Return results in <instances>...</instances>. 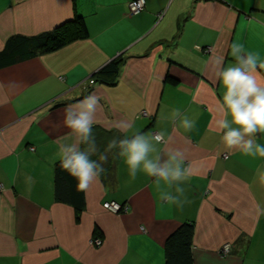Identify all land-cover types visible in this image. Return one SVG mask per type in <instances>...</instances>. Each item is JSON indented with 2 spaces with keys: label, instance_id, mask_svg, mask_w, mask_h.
<instances>
[{
  "label": "crops",
  "instance_id": "1",
  "mask_svg": "<svg viewBox=\"0 0 264 264\" xmlns=\"http://www.w3.org/2000/svg\"><path fill=\"white\" fill-rule=\"evenodd\" d=\"M129 1L0 0V52L13 36L44 34L76 15L88 31L0 67V264H164L165 240L185 222L193 223V264L200 255L207 264H264V157L225 148L215 129L223 93L216 60L234 63L233 41L264 60V0H145L135 15ZM112 59L116 80L95 81ZM257 74L264 82V69ZM89 93L100 99L92 158L112 132L121 137L123 122L163 131L158 148L182 151L190 173L182 207L162 202L153 178L133 180L114 152L80 211L55 199L53 167L70 134L62 111ZM185 117L196 121L190 133L180 127ZM105 201L127 210L113 213ZM96 237L101 245H90Z\"/></svg>",
  "mask_w": 264,
  "mask_h": 264
},
{
  "label": "clouds",
  "instance_id": "2",
  "mask_svg": "<svg viewBox=\"0 0 264 264\" xmlns=\"http://www.w3.org/2000/svg\"><path fill=\"white\" fill-rule=\"evenodd\" d=\"M228 55L234 63L225 65L223 56L216 60L217 79L223 87L216 132L225 148L239 149L245 156L264 157V143L258 142L257 136L264 135V82L257 74L258 68L264 69V60L236 41L229 44ZM99 102L97 95L89 93L62 111L61 125L70 134L59 145L60 167L75 179L77 189L86 191L97 182L106 171L104 165L109 153L114 152L133 180L139 173L153 178L161 201L182 207L184 188L181 185L189 179L190 173L182 151L163 152L158 148L166 142L163 131L144 133L134 123L123 122L117 126L121 138L110 139L102 154L97 159L92 158L100 152L93 131ZM176 114L178 112L173 113ZM180 127L190 133L196 121L185 117ZM173 186L175 194L166 190ZM257 212L264 214V207L258 205ZM197 264H207V257L198 256Z\"/></svg>",
  "mask_w": 264,
  "mask_h": 264
},
{
  "label": "trees",
  "instance_id": "3",
  "mask_svg": "<svg viewBox=\"0 0 264 264\" xmlns=\"http://www.w3.org/2000/svg\"><path fill=\"white\" fill-rule=\"evenodd\" d=\"M88 31L82 17L61 24L52 31L37 36H13L0 52V67L12 64L20 59H28L39 54L55 51L76 40L86 39ZM119 72V60L112 59L101 67L93 78L97 82L113 83ZM171 83H174V81ZM114 138H121L112 132ZM54 197L57 201L72 205L77 211L84 207L83 191L76 187V181L61 167L60 161L53 167ZM193 223L180 224L166 238L164 243V264H193L192 239Z\"/></svg>",
  "mask_w": 264,
  "mask_h": 264
},
{
  "label": "built area",
  "instance_id": "4",
  "mask_svg": "<svg viewBox=\"0 0 264 264\" xmlns=\"http://www.w3.org/2000/svg\"><path fill=\"white\" fill-rule=\"evenodd\" d=\"M145 4L146 1L145 0H130L127 3V8H128V13L130 15H135L140 13L141 11L144 10L145 8ZM143 115H146V113L143 111L141 112ZM224 157H226V155H224ZM102 207L113 212V213H120V212H124L127 210V206L124 204H119L115 201H105L102 204ZM102 243L101 239L99 237L96 238H91L90 239V245L93 246H100ZM229 251V246L228 245H224L222 247V254H227Z\"/></svg>",
  "mask_w": 264,
  "mask_h": 264
}]
</instances>
